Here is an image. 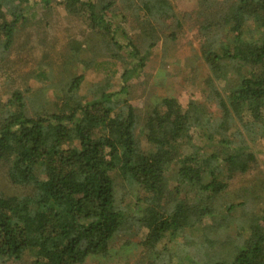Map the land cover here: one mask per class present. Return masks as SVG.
<instances>
[{"label": "trees", "instance_id": "1", "mask_svg": "<svg viewBox=\"0 0 264 264\" xmlns=\"http://www.w3.org/2000/svg\"><path fill=\"white\" fill-rule=\"evenodd\" d=\"M32 1L0 0V57ZM117 1L56 4L111 47L110 66L122 65L118 89L110 71L81 94L83 74L72 73L53 101H28L25 89L0 102V164L12 189L0 192V264H85L120 233L145 234L136 264H264V207H248L249 192L224 198L264 142V0H197L203 105L166 97L143 113L128 103V83L156 44L154 28L180 25L171 5L179 0H124L120 23ZM128 10L142 40L121 27ZM77 47L67 56L76 63Z\"/></svg>", "mask_w": 264, "mask_h": 264}, {"label": "rangeland", "instance_id": "2", "mask_svg": "<svg viewBox=\"0 0 264 264\" xmlns=\"http://www.w3.org/2000/svg\"><path fill=\"white\" fill-rule=\"evenodd\" d=\"M59 2L61 0H51L48 6L44 0L31 2L29 22L17 33L11 50L5 57H0V102H6L12 92L25 89L29 90L26 92L28 101H32V96L36 94L53 101L57 83L72 73L83 74L81 94L94 83L102 84L110 71L116 72L111 81L114 89L120 87L122 65L119 61L110 66L111 47L107 50L103 40L77 16L56 4ZM196 3L197 0L171 1L180 25L169 19L151 33L157 38L156 44L149 50L138 78L128 83L126 95L128 103L141 112L155 104L157 99L166 97L174 98L182 107L189 101L203 105L202 82L208 70L200 57L201 41L195 29V22L199 20ZM115 9L117 22L124 21V0H118ZM132 12H126L129 22L121 23V27L133 39L142 40L144 33L132 19ZM117 40L122 42L119 37ZM74 45L82 46L78 62L81 59L88 61V67L67 57ZM38 72H43L45 76L35 77ZM41 86L44 88L34 93ZM255 150L257 164L248 174L235 175L228 182L224 198L225 201L235 202L249 192L251 198L256 197L249 200L248 207L260 209L264 207V142L258 140ZM4 170L3 164H0V192L9 195L12 189L6 185ZM144 235L140 233L130 238L120 233L114 237L105 256L92 258L85 264H136L142 254L138 243ZM29 261L25 257L21 262L10 264H29Z\"/></svg>", "mask_w": 264, "mask_h": 264}]
</instances>
